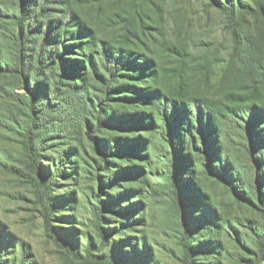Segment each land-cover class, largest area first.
Returning a JSON list of instances; mask_svg holds the SVG:
<instances>
[{
    "label": "trees",
    "instance_id": "16d2710c",
    "mask_svg": "<svg viewBox=\"0 0 264 264\" xmlns=\"http://www.w3.org/2000/svg\"><path fill=\"white\" fill-rule=\"evenodd\" d=\"M80 1L0 0V19L13 26L9 30L0 24V79L5 80L0 83V125L17 138L35 173L37 202L48 236L72 264H162L145 237L135 238V242H110L108 230L118 226H106V214L111 211L131 217L122 225H140L144 214L134 215L144 207L142 201L123 202L143 193L144 179L155 173L152 165L159 160L164 163L161 175L176 211L180 264L210 263L199 260L203 249L193 244L197 226L213 230L215 237L232 227L229 220L217 222L211 209L191 216L195 195L189 189L199 187V170L261 215L263 229H253L257 251L251 263L262 264L264 0H252V4L208 0L223 13L232 37L228 59L219 61L223 66L213 93L186 75V63L192 57L186 46L144 32L161 52L175 59V85L165 87V68L144 45L138 33L142 25L137 27L132 20L136 17L122 28L121 39L115 40L100 35L80 11ZM253 19L263 26L257 38L250 35ZM109 129H143L149 134L132 138L97 135ZM83 135L101 156L102 171L111 169L113 156L131 155L145 165L119 167L112 170L109 182L102 180V185L108 182L110 186L119 184L122 177L137 179L133 186L112 196L113 200L98 197L93 216L100 242L90 243L80 254L54 224L51 193L70 156H80L81 147L70 146L56 158L44 151L51 145L49 141L64 139L71 144ZM43 160L51 161L50 166ZM96 175L100 179L99 172ZM216 243L220 249V240ZM1 252L0 264H6ZM24 261L20 264H26Z\"/></svg>",
    "mask_w": 264,
    "mask_h": 264
},
{
    "label": "rangeland",
    "instance_id": "374dc122",
    "mask_svg": "<svg viewBox=\"0 0 264 264\" xmlns=\"http://www.w3.org/2000/svg\"><path fill=\"white\" fill-rule=\"evenodd\" d=\"M235 2L252 4V0ZM79 9L99 30L100 35L114 39H121L122 28L129 26L131 18L136 17V20H132L137 27L142 25V28L139 26L138 33L143 38L144 45L153 50L165 68L162 82L165 87L175 85L176 79L172 71L176 66L175 59L161 52L154 41L146 38L144 32H153L158 39L163 37L186 46L192 55L191 60L186 63L189 64L186 75L190 76L193 83L211 93L216 91L214 88L218 85V76L223 66V62L219 61L228 59L232 37L223 13L211 7L208 0H81ZM0 24H6L9 30L13 28L6 19H0ZM260 29L263 26L253 19L250 35L257 38ZM0 83H5V80L0 79ZM148 134L143 129L125 132L109 129L97 133L99 137L105 138L109 135L132 138ZM66 142L64 139L49 141L51 145L44 151L46 156L56 158L70 146L81 147L80 156L72 153L65 173L57 177L53 186L51 195L55 203L54 224L63 237L72 240L77 253L84 254L90 243L100 242L93 216L98 197L102 195L105 199L113 200L112 196L133 186V182L137 181L136 177H122L119 184L109 186V177L114 173L112 170L145 164L140 158L131 155L113 156L114 164L110 166L111 169L102 171L98 163L101 156L95 153L88 136L83 135L80 141H73L71 144ZM83 157L87 161H83ZM42 162L50 166L47 164L51 161ZM152 167L155 173L147 174L143 193L123 202V205H127L142 201L144 207L136 211L134 216L143 213V220L136 226L122 225L131 217L114 211L107 213L106 226H118V229L108 230L109 239L110 242H135V238L145 237L162 264H180L181 248L176 211L169 197L167 182L161 175L164 163L158 160ZM98 172L100 179L96 175ZM198 172L199 187L192 186L189 189L195 195L190 207L191 216L196 217L211 209L218 218L217 222L229 220L232 226L222 229L219 237H215L213 230L197 226L193 244L203 249L199 260L210 262L209 264H252L257 251L253 229H263L261 215L254 208L238 202L223 185L202 174L201 170ZM35 177V173L27 165L17 138L7 127L0 125V251L6 264H20L24 259L26 264H72L63 255V249L47 234L37 202ZM102 180L108 182L102 185ZM235 230L238 231L237 234ZM216 240L222 243L220 249ZM7 245V248H3Z\"/></svg>",
    "mask_w": 264,
    "mask_h": 264
}]
</instances>
